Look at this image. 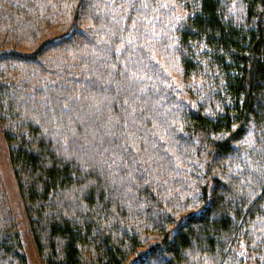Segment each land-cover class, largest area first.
Returning <instances> with one entry per match:
<instances>
[{
  "label": "trees",
  "instance_id": "trees-1",
  "mask_svg": "<svg viewBox=\"0 0 264 264\" xmlns=\"http://www.w3.org/2000/svg\"><path fill=\"white\" fill-rule=\"evenodd\" d=\"M0 26L36 45L0 49V125L43 264H264V0H0ZM0 264H29L1 180Z\"/></svg>",
  "mask_w": 264,
  "mask_h": 264
},
{
  "label": "rangeland",
  "instance_id": "rangeland-1",
  "mask_svg": "<svg viewBox=\"0 0 264 264\" xmlns=\"http://www.w3.org/2000/svg\"><path fill=\"white\" fill-rule=\"evenodd\" d=\"M7 37H9V40L7 43H5ZM44 38L45 37H42V39ZM5 45L16 46L18 44L14 42L13 37L8 35L6 30H4L2 26H0V49L3 48ZM35 46L36 45H32L30 41L25 40L20 45H18V48L22 50H31L34 49ZM169 71L171 74L170 78L175 88L180 93V96H178L180 99L182 98L184 99V101L188 102L191 101V98L193 97L192 99L194 104L203 101L197 99L195 95L196 92L199 91L198 87L204 85L203 80L197 78H193L191 80H189V78L185 79L180 75L179 70L176 69L174 66L171 68V70H168V72ZM186 89H188V91H186ZM0 180L3 187V191L8 200L9 208L12 212L13 218L19 230L22 240L23 250L28 259V263L43 264L37 252L36 244L30 230L26 212L24 211L17 182L14 178L12 165L9 160L8 148L3 136V130L1 125H0ZM153 242H154V238L146 236L145 243L147 246L152 244Z\"/></svg>",
  "mask_w": 264,
  "mask_h": 264
}]
</instances>
